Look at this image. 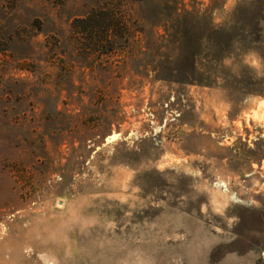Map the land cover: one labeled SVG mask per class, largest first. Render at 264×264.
I'll return each instance as SVG.
<instances>
[{
    "label": "rangeland",
    "instance_id": "374dc122",
    "mask_svg": "<svg viewBox=\"0 0 264 264\" xmlns=\"http://www.w3.org/2000/svg\"><path fill=\"white\" fill-rule=\"evenodd\" d=\"M0 264H264V0H0Z\"/></svg>",
    "mask_w": 264,
    "mask_h": 264
},
{
    "label": "trees",
    "instance_id": "16d2710c",
    "mask_svg": "<svg viewBox=\"0 0 264 264\" xmlns=\"http://www.w3.org/2000/svg\"><path fill=\"white\" fill-rule=\"evenodd\" d=\"M111 12L109 10L94 9L85 17L78 18L74 21L73 26L78 30V36L85 40L88 48L107 53L109 52V48L111 51L114 45L120 46L122 42L127 40V28L123 26V23H120L121 17ZM186 21L188 22L180 27L181 31L178 35L182 38V44H190L194 40L193 21L191 22L188 19ZM188 63L189 70L183 72L181 76H176V81L208 85L210 79L207 75L198 72L192 51L184 50V56L175 64H177L178 68H185L188 67Z\"/></svg>",
    "mask_w": 264,
    "mask_h": 264
}]
</instances>
